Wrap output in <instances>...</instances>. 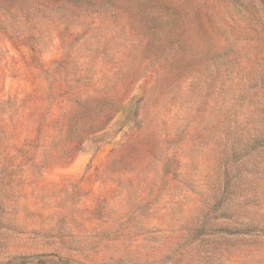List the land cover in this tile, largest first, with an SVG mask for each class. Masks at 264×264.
Listing matches in <instances>:
<instances>
[{
  "label": "rangeland",
  "instance_id": "rangeland-1",
  "mask_svg": "<svg viewBox=\"0 0 264 264\" xmlns=\"http://www.w3.org/2000/svg\"><path fill=\"white\" fill-rule=\"evenodd\" d=\"M0 264H264V0H0Z\"/></svg>",
  "mask_w": 264,
  "mask_h": 264
}]
</instances>
